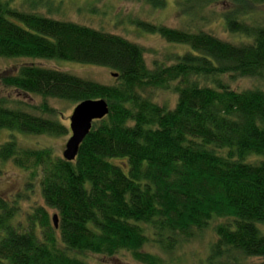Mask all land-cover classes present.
<instances>
[{
	"label": "trees",
	"instance_id": "16d2710c",
	"mask_svg": "<svg viewBox=\"0 0 264 264\" xmlns=\"http://www.w3.org/2000/svg\"><path fill=\"white\" fill-rule=\"evenodd\" d=\"M231 1L239 6L224 15L225 28L246 39L236 45L200 27L140 23L187 48L174 63L150 70L142 49L123 38L22 13L0 0V58L59 59L116 75L115 84L101 85L24 65L1 79L5 88L42 102L34 108L39 115L0 103V132L66 136L67 127L52 119L49 99L103 100L109 112L92 123L71 162L50 149H23L13 136L0 144V164L10 162L30 178L39 174L44 203L24 225L11 224L16 202L0 197V264H89L71 253L112 257L121 251L141 264H163L141 252L143 246L155 243L169 252L216 219L225 222L214 228L209 262L232 253L264 258V89L236 91L220 79L264 81V24L245 21L250 6L264 0ZM150 2L159 7L163 0ZM195 2L179 5L187 13ZM197 13L189 12V20H201ZM151 90H170L175 105L155 103ZM46 209L55 212L57 228Z\"/></svg>",
	"mask_w": 264,
	"mask_h": 264
},
{
	"label": "rangeland",
	"instance_id": "374dc122",
	"mask_svg": "<svg viewBox=\"0 0 264 264\" xmlns=\"http://www.w3.org/2000/svg\"><path fill=\"white\" fill-rule=\"evenodd\" d=\"M6 1L11 8L22 13H33L56 21L74 23L123 38L142 49L144 63L150 70L154 69L155 65L168 66L174 63L175 58L185 53L187 48L168 43L156 33L151 34L144 31L139 26L140 23L145 22L175 30H195L196 27H200L203 31L223 42L236 45L246 41L242 36L229 33L225 28L224 15L229 14L239 6L231 0H214L216 2L208 6L206 0H193L196 2L191 5L192 11L187 8L184 11L198 12V16H202L201 20H189V12L183 13L179 5L183 0H163V2L162 0H153L162 2L159 7H153L150 0ZM250 8L252 12L246 16L245 21L251 24H264V4H257L250 6ZM24 65L59 70L101 85L116 83L115 76L112 75L113 71L104 67L59 59L0 58V103L4 108L21 110L33 115L40 114L34 110L42 102L40 97L5 88L1 82L5 75L15 74ZM220 79L236 91L254 88L264 89V81L259 78L230 80L229 77L223 76ZM148 94L155 103L161 106L172 108L175 105L176 95L170 90H151ZM47 102L48 106L55 111L52 119H56L65 125L68 130L69 117L77 104L51 99ZM10 136H13L16 143L23 149H50L54 156L62 158L66 141L70 137V131L68 130L66 136L55 137L27 135L18 131L9 133L2 130L0 132V144L7 141ZM261 159L258 156L249 157V160L252 161ZM0 197L11 204L16 202L14 204L18 207V215L10 223L24 225L26 215L30 214L33 208L44 206L40 192L39 174L30 178L29 172L14 167L10 162L0 164ZM46 211L50 219L55 215V212L50 209H46ZM224 222V219H216L210 222L204 230L194 232L192 238L175 245L173 250L169 252L163 251L155 243L145 244L141 252L158 257L163 264H264V258H245L237 253H232V257L229 258L223 257L226 259H218L215 263L209 262L210 247L216 240L214 228ZM71 255L77 256L89 264H141L126 251L118 252L112 257L95 256L89 253L83 255L71 253Z\"/></svg>",
	"mask_w": 264,
	"mask_h": 264
},
{
	"label": "water",
	"instance_id": "95a60500",
	"mask_svg": "<svg viewBox=\"0 0 264 264\" xmlns=\"http://www.w3.org/2000/svg\"><path fill=\"white\" fill-rule=\"evenodd\" d=\"M116 76V75H114ZM109 112L107 103L103 100H86L78 103L69 117V131L71 135L66 141L62 158L73 161L78 153V148L90 132L94 121L102 120ZM52 223L57 228V216H52Z\"/></svg>",
	"mask_w": 264,
	"mask_h": 264
}]
</instances>
